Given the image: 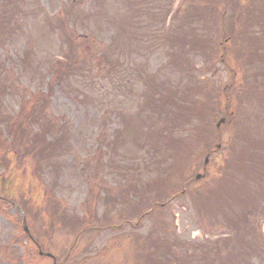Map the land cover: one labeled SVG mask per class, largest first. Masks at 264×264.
<instances>
[{"label": "rangeland", "instance_id": "rangeland-1", "mask_svg": "<svg viewBox=\"0 0 264 264\" xmlns=\"http://www.w3.org/2000/svg\"><path fill=\"white\" fill-rule=\"evenodd\" d=\"M13 200L55 264H264V0H0V264H52Z\"/></svg>", "mask_w": 264, "mask_h": 264}, {"label": "trees", "instance_id": "trees-1", "mask_svg": "<svg viewBox=\"0 0 264 264\" xmlns=\"http://www.w3.org/2000/svg\"><path fill=\"white\" fill-rule=\"evenodd\" d=\"M226 102L227 104L229 103V98L227 96H226ZM224 116L225 118H228L227 120L233 118V117L231 118L229 117L227 111H225ZM223 149H225L224 146H223ZM255 156H258V155H255ZM240 158H242L240 154L235 155L234 153L232 152L230 153L229 151L228 155L224 157L220 163H218L219 169L221 172V177L218 179L219 181L217 183V186L220 190H229L231 192L237 193V199L240 205H243L247 202V198L245 195L248 194L247 190L250 189V184L252 182L255 183V181L258 180L261 172H258L255 168H253V166H250L247 163L241 161ZM217 201L219 203H223V202H226V204L229 203V201L225 197L222 200L218 199ZM197 203L200 204V200H198ZM82 223H85V221H82ZM88 223L92 224L93 219H91ZM231 228L232 229L234 228V224L231 226ZM73 229H74L73 232H75L76 234L82 233L83 235H87L91 233L92 230H94L93 227H90V226L84 227V228L78 227L76 223L73 226ZM236 236L237 238H239L238 234H236ZM243 237L246 238V236H243ZM158 238H154L156 243L160 242V240L162 239V237H158ZM253 238H254V234H252L251 240ZM244 243L242 242L241 244L242 247H244ZM143 247L144 249H148L152 251V254L155 257V260H154L155 264H157V262L166 264L168 263V256L172 257L173 255L172 253L169 252V249L166 246L159 247V248L156 245H154L153 247L152 246H143ZM162 250L163 252H167L168 255L166 253H162ZM146 253L149 255V251H146ZM241 253L242 251H240V254ZM142 255H143V252H139V254H137L138 257H142ZM177 260H181V259L173 258L172 261L177 262Z\"/></svg>", "mask_w": 264, "mask_h": 264}, {"label": "water", "instance_id": "water-1", "mask_svg": "<svg viewBox=\"0 0 264 264\" xmlns=\"http://www.w3.org/2000/svg\"><path fill=\"white\" fill-rule=\"evenodd\" d=\"M222 122H223V120H220L219 123L216 125V127H219L220 123H222ZM196 178H199V176H197ZM25 231H27V230L25 229ZM39 254L42 255L41 252H39ZM45 256L51 257V255H49V254H45Z\"/></svg>", "mask_w": 264, "mask_h": 264}]
</instances>
